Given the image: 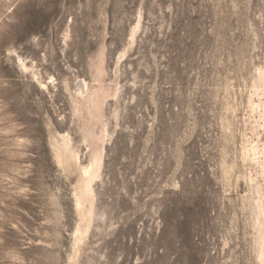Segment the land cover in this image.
<instances>
[{
  "label": "rangeland",
  "instance_id": "rangeland-1",
  "mask_svg": "<svg viewBox=\"0 0 264 264\" xmlns=\"http://www.w3.org/2000/svg\"><path fill=\"white\" fill-rule=\"evenodd\" d=\"M0 264H264V0H0Z\"/></svg>",
  "mask_w": 264,
  "mask_h": 264
},
{
  "label": "bare ground",
  "instance_id": "bare-ground-1",
  "mask_svg": "<svg viewBox=\"0 0 264 264\" xmlns=\"http://www.w3.org/2000/svg\"><path fill=\"white\" fill-rule=\"evenodd\" d=\"M90 172V171H89Z\"/></svg>",
  "mask_w": 264,
  "mask_h": 264
}]
</instances>
